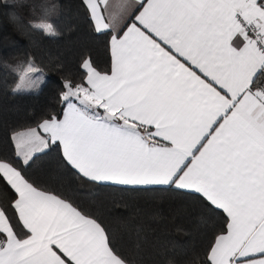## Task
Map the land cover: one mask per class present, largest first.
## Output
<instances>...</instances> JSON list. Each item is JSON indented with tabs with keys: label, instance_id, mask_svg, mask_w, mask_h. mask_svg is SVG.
Instances as JSON below:
<instances>
[{
	"label": "snow or ice",
	"instance_id": "obj_1",
	"mask_svg": "<svg viewBox=\"0 0 264 264\" xmlns=\"http://www.w3.org/2000/svg\"><path fill=\"white\" fill-rule=\"evenodd\" d=\"M85 7L110 37L111 71L85 58L81 80L64 81L62 118L12 136L15 159L0 158V191L13 193L0 207V264H128L102 221L25 175L53 145L91 182L199 194L224 216L210 264H264V0ZM20 70L16 90L35 87L40 70Z\"/></svg>",
	"mask_w": 264,
	"mask_h": 264
},
{
	"label": "trees",
	"instance_id": "obj_2",
	"mask_svg": "<svg viewBox=\"0 0 264 264\" xmlns=\"http://www.w3.org/2000/svg\"><path fill=\"white\" fill-rule=\"evenodd\" d=\"M41 22L56 34L31 26ZM109 39L94 29L84 0H0V158L15 159L14 132L61 117L64 81L81 80L85 58L110 70ZM28 62L40 70L30 74L39 82L16 90ZM25 175L102 221L128 264H210V245L224 226L222 212L193 191L91 182L55 145L38 153ZM12 196L0 191V207Z\"/></svg>",
	"mask_w": 264,
	"mask_h": 264
},
{
	"label": "crops",
	"instance_id": "obj_3",
	"mask_svg": "<svg viewBox=\"0 0 264 264\" xmlns=\"http://www.w3.org/2000/svg\"><path fill=\"white\" fill-rule=\"evenodd\" d=\"M108 2H109V7H110V10H115L114 9V5H116V4H118L119 2H121V0H108ZM127 2L128 3H134V0H127ZM84 3H85V0H84ZM102 7H103V5H102ZM107 15V14H106ZM109 52H110V49H109ZM110 56H111V53H110ZM111 63H112V58H111ZM110 71H111V68H110V70L108 71V73H110ZM63 113V112H62ZM61 118H62V115H61ZM28 128H26V129H23V130H19V131H16V132H14L13 134H12V136L15 134V133H17V132H20V131H25V130H27ZM14 143V142H13ZM107 183H111V182H107ZM175 187V186H174ZM184 190H187V189H184ZM189 191H191V190H189ZM210 251V250H209ZM208 256H209V253H208Z\"/></svg>",
	"mask_w": 264,
	"mask_h": 264
},
{
	"label": "rangeland",
	"instance_id": "obj_4",
	"mask_svg": "<svg viewBox=\"0 0 264 264\" xmlns=\"http://www.w3.org/2000/svg\"><path fill=\"white\" fill-rule=\"evenodd\" d=\"M18 84H19V83H18ZM18 84H17V85H18ZM16 87H17V86H16Z\"/></svg>",
	"mask_w": 264,
	"mask_h": 264
}]
</instances>
